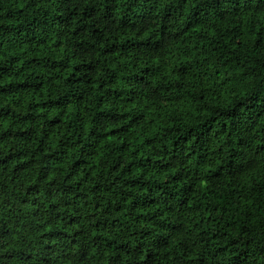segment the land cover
Here are the masks:
<instances>
[{"label":"trees","instance_id":"obj_1","mask_svg":"<svg viewBox=\"0 0 264 264\" xmlns=\"http://www.w3.org/2000/svg\"><path fill=\"white\" fill-rule=\"evenodd\" d=\"M0 264H264V0H0Z\"/></svg>","mask_w":264,"mask_h":264}]
</instances>
